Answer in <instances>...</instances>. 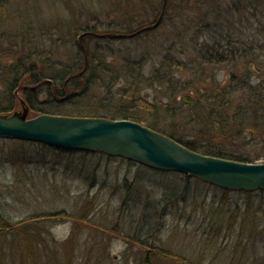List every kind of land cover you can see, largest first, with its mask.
<instances>
[{
    "label": "rangeland",
    "instance_id": "1",
    "mask_svg": "<svg viewBox=\"0 0 264 264\" xmlns=\"http://www.w3.org/2000/svg\"><path fill=\"white\" fill-rule=\"evenodd\" d=\"M157 1L147 7L141 0L0 2V107L9 105L6 66L26 56L25 66L38 71L55 62L52 50L68 60L71 45L87 43L74 33L78 28L94 25L101 34L97 42L112 44L119 53L139 44L148 48L157 37L161 54L140 66L143 73L135 81L123 69L110 90L104 88L112 79L108 75L107 81L93 82L79 100L60 102L52 110L69 115L98 109L115 119L130 114L141 124L192 141L199 150L263 162L264 58L257 61L236 51L232 59L207 62L194 48L210 39L213 25L209 31L206 23L223 25L209 16V8L219 5L223 15L239 0H171L157 27L108 40L130 14L142 12L150 20L155 6H168V0ZM108 27L110 33H103ZM162 55H174L168 67L173 78L151 72ZM122 58L111 65L122 67ZM175 64L181 67L172 69ZM49 83L43 79L34 85L39 101L50 99ZM32 86L14 89V110H21V101L28 107L23 89ZM210 90L220 94L215 103L200 96ZM185 94L197 102L192 108L175 101ZM27 114L32 115L29 107ZM1 217L12 226L2 225ZM20 226L27 232L17 234ZM33 241L40 249L31 255L20 248ZM144 246L163 248L172 256L151 258L150 264H264V190L224 189L123 157L0 138V264H143Z\"/></svg>",
    "mask_w": 264,
    "mask_h": 264
},
{
    "label": "trees",
    "instance_id": "2",
    "mask_svg": "<svg viewBox=\"0 0 264 264\" xmlns=\"http://www.w3.org/2000/svg\"><path fill=\"white\" fill-rule=\"evenodd\" d=\"M4 0H0V2H3ZM212 2H215V0H211ZM142 4L147 7V5H150L152 3H157V0H141ZM161 4V0H160ZM168 6H166L162 14V6L158 7L155 6L152 19L147 20L146 18H149L147 16L148 14L140 13H133L130 14V17L127 18V21L122 22L120 25H116L115 28H117L116 31H113L111 34H130L132 37L137 36L139 34H143V32L140 29L146 25H149L151 23H154L159 17L162 15L161 23L164 19L167 17V11L168 8L171 5V0H168L167 3ZM210 9L209 16H215L216 17V24L220 25L223 24L220 28L215 25L214 22L212 24L206 23L204 26L209 30L210 27H212L211 32L209 33V40L202 41L201 44H197L194 46L196 48V51L200 52L201 59H204L205 61H213L218 60L222 61L226 58H234L237 54L236 51L240 54H247L252 55V57L256 58L258 61L259 58H264V0H239V3L235 5L233 9L227 8L229 10L228 13H225L221 15V9L218 6H215L213 4ZM156 11V12H155ZM238 11V13L236 12ZM220 15L224 17V22L220 21ZM166 16V17H165ZM183 18V16H181ZM144 19L146 21L142 22ZM173 20V19H172ZM193 22L195 24V21H189ZM160 23V24H161ZM239 23H241L242 26H239ZM110 28L108 27L107 30H105L103 33L108 32ZM210 31V30H209ZM216 31L215 33H213ZM76 35H82V40L84 42L87 41V43L82 45L76 43V48L71 45L72 54L68 57V60L63 61V59L57 57V54L54 55V51L52 50V56L55 57L53 63H50L52 65H49L48 63L46 65H41L40 69L38 71H34L32 66L29 68L25 66L26 62V56L22 58H18L17 62L12 66L11 64L6 66V70L3 72H6V74L10 75L6 77L9 78L8 83L6 84V95L7 99L9 100V105L6 107H0V112L2 113H10L14 108V97H13V91L15 88L20 86L21 84L26 85H35L38 86L37 83L42 81L43 79H47L51 85L50 89V99H46L44 101H39L38 99V93H39V87H32V88H24L23 94L26 98L27 105L29 107V111H31L32 115L35 116L41 113H52V114H60L59 111L52 110L53 108L56 109L60 102H68L72 98H78V100L83 96V93L88 90V87L93 82L96 81H107L105 78H107L108 75L111 76V80L109 83L105 84L104 88H107V90H110L113 86L114 80L116 77L120 76L119 74H123L124 72L130 73L133 76V81H135L138 77H140V74L142 72V67H140L142 64L146 62V60L152 56V58L159 57L160 48L162 45H160L159 38L155 37L153 41H150V45L148 48H144L143 45H137L133 47V51L128 48H126V52H120L119 49H115L112 44H109L105 46L102 42H97V37L101 36L100 32L97 31L94 27V25H86L81 28H78L76 32H74ZM102 33V35H103ZM110 33V32H108ZM107 33V34H108ZM216 34V37H215ZM222 35V37L219 38V36ZM240 37V39L236 40L235 36ZM108 37V36H107ZM113 36H110L108 40L112 39ZM212 39V40H211ZM61 38L59 37L57 41L59 42ZM89 40V42H88ZM195 40V39H193ZM224 41V43L222 41ZM92 41L93 43H90ZM101 41V40H99ZM157 41V42H155ZM111 41H107L106 43H109ZM73 43V42H72ZM75 43V42H74ZM89 43V44H88ZM233 44H236L237 46H232ZM230 45V46H229ZM231 48L228 49V48ZM57 49V48H56ZM121 54V55H120ZM122 56V62L123 66L115 68V65H111V63H114L112 60L116 59L117 57ZM172 56V55H171ZM171 56H163L161 59H159L158 63H155L153 65V68L151 69L152 73H160V74H166L169 78H173L171 73L173 74V70L169 69V64H172L175 60L174 55ZM165 59V61H164ZM177 60V59H176ZM85 61H87L86 67H85ZM112 61V62H111ZM115 64V63H114ZM85 70L83 73H79L82 69ZM181 64H175L173 65L172 69L180 68ZM124 69V72L122 71ZM167 70V71H166ZM250 79L247 80V83ZM173 81V79H172ZM246 83V84H247ZM154 84V83H153ZM245 84V85H246ZM155 86V84H154ZM70 90L71 93H66ZM69 90V91H68ZM264 92V89H262ZM174 92V90H173ZM200 96L203 98V101L205 103H215L218 100V96H220L219 93L216 91H203L200 92ZM175 101H179L178 97L176 96ZM197 102L187 103L180 100V104L192 108L194 104ZM57 104V105H56ZM88 111V110H87ZM82 113V112H79ZM102 114H98L97 111L89 112L88 114L82 113V114H70V116H104L108 118H117V116H114L112 113L106 112ZM61 115H64L61 113ZM122 118L131 119L133 121L139 122L140 120L135 117L134 115L125 114L122 113ZM150 128L156 129L153 125H147ZM161 131V130H158ZM163 133H167L165 131H161ZM167 135L173 137L177 141L183 143L188 148L193 149L195 151H198L203 154L227 158V159H233V160H240V161H251L247 159L246 156H240V155H227L220 152H214L210 150H199L195 144L190 140H184L179 137H176L172 134L167 133ZM99 152V151H98ZM103 153V152H101ZM108 155V154H107ZM110 156V155H109ZM226 189V188H224ZM263 190V189H261ZM167 199V197H166ZM165 199V200H166ZM3 219L2 225H5L7 227L12 226L9 221L1 217ZM20 230L27 232L25 229H23L22 226L17 228V234L21 233ZM23 235V234H22ZM21 236V235H19ZM30 236L29 234H25V237ZM35 247L38 249L39 244H37L36 241L33 242H26L24 244L20 245V248L29 253L30 255L35 252ZM144 252L142 253L141 260L143 264H150L153 259H163V257H172L170 254H164L165 251L162 250L163 248H151L148 246H144ZM22 252V251H21ZM148 254V256L146 255ZM153 254V256H152ZM173 264V263H170Z\"/></svg>",
    "mask_w": 264,
    "mask_h": 264
},
{
    "label": "water",
    "instance_id": "3",
    "mask_svg": "<svg viewBox=\"0 0 264 264\" xmlns=\"http://www.w3.org/2000/svg\"><path fill=\"white\" fill-rule=\"evenodd\" d=\"M158 23L159 20L143 29ZM179 100L194 102L189 94L181 95ZM21 102V110L0 113V137L38 142L63 150H103L153 169L187 173L227 189L264 190V162L203 154L161 131L126 118L52 113L28 117V107Z\"/></svg>",
    "mask_w": 264,
    "mask_h": 264
},
{
    "label": "bare ground",
    "instance_id": "4",
    "mask_svg": "<svg viewBox=\"0 0 264 264\" xmlns=\"http://www.w3.org/2000/svg\"><path fill=\"white\" fill-rule=\"evenodd\" d=\"M162 11H164V10H162ZM163 14V13H162ZM163 16L161 15L160 17H159V19H157L156 21H158L159 20V23H160V20H161V18H162ZM155 21V22H156ZM154 22V23H155ZM154 23H151V24H149V25H152V24H154ZM158 23V24H159ZM158 24L156 25V26H154V27H157L158 26ZM149 25H146V26H149ZM146 26H144V27H146ZM144 27H142L140 30L141 31H146V30H150V29H143ZM154 27H152V28H154ZM126 36H128V35H126ZM83 47V46H82ZM13 111H16V110H12L11 111V113L13 112ZM0 113H2V112H0ZM11 113H6V114H11ZM102 117H104V116H102ZM106 118H108V117H106ZM113 119V118H112ZM127 119V118H126ZM131 120V119H130ZM140 123V122H139ZM147 126V125H146ZM0 138H3V137H0ZM7 139H12V138H7ZM15 140H19V139H15ZM20 141H23V140H20ZM79 150H81V149H79ZM82 151H86V152H89V151H87V150H82ZM99 152H103V154H105V155H107V153H106V151H103V150H99ZM249 162H253V161H249ZM264 162V161H263ZM190 175V174H189ZM208 182V181H207ZM221 188H223V187H221Z\"/></svg>",
    "mask_w": 264,
    "mask_h": 264
}]
</instances>
